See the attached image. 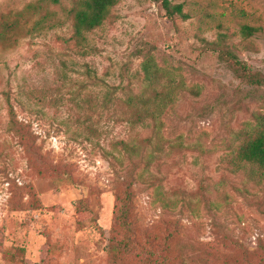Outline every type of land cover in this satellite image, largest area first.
Segmentation results:
<instances>
[{
	"label": "rangeland",
	"instance_id": "obj_1",
	"mask_svg": "<svg viewBox=\"0 0 264 264\" xmlns=\"http://www.w3.org/2000/svg\"><path fill=\"white\" fill-rule=\"evenodd\" d=\"M77 1L0 0V264H150L122 247L127 188L139 232L179 228L172 264H264V171L236 160L264 86L206 48L264 77V0H168L186 19L118 0L82 39ZM171 89L158 120L130 123Z\"/></svg>",
	"mask_w": 264,
	"mask_h": 264
},
{
	"label": "trees",
	"instance_id": "obj_2",
	"mask_svg": "<svg viewBox=\"0 0 264 264\" xmlns=\"http://www.w3.org/2000/svg\"><path fill=\"white\" fill-rule=\"evenodd\" d=\"M161 2L166 15L169 18L175 15L186 19V15L183 14L182 6L175 5L171 6L168 0H158ZM118 0H78L75 9L72 10V28L74 32V37L82 39L85 33H89L97 28H99L106 20L109 11L117 4ZM255 30L249 27H244L242 29V35L244 37L253 36ZM207 50L218 54L219 58L227 63L229 69L233 74L241 81L256 87L264 86V77L258 73L252 72L247 68L241 61L238 60L234 51L229 47L225 46L222 42L211 43L206 45ZM144 71L149 78V72L147 65L144 67ZM152 78V77H151ZM169 89V88H168ZM174 93L176 90H170L156 97L155 103L152 107H145L148 105L147 102H143L144 106L143 118L136 115L132 117L130 122L132 125L141 123L145 117L151 118L153 121L158 120L165 110L167 104H171L174 98ZM127 104H132V99L127 101ZM256 135L244 143L240 144L236 150V160L239 164H245L249 166H255L258 169L264 171V122L262 121L256 129ZM160 127L156 130L155 144L151 143V140H145L144 143L147 146L158 147L160 142ZM121 148V151L132 156H139L142 151L135 147L131 143L120 142L116 143L115 147ZM120 209L118 210V216L116 217V223H119L124 232L125 245L123 248L135 250L141 255H146L150 264H172V256L170 255L171 244L177 239L179 235V228L176 223L166 222L165 226L171 229L168 233L163 235H156L153 233H141L139 229L135 226L132 216L131 207V195L129 189L127 188L126 195L124 198L120 199ZM115 235L112 236L110 243L120 245L115 239ZM180 254H183V247L180 249ZM179 258V257H178ZM180 264H185L181 261Z\"/></svg>",
	"mask_w": 264,
	"mask_h": 264
}]
</instances>
